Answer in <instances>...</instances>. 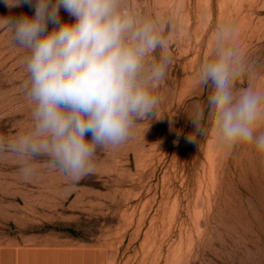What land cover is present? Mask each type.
<instances>
[{
  "label": "rangeland",
  "instance_id": "1",
  "mask_svg": "<svg viewBox=\"0 0 264 264\" xmlns=\"http://www.w3.org/2000/svg\"><path fill=\"white\" fill-rule=\"evenodd\" d=\"M128 2L166 25L170 63L155 90L156 118L138 122L119 148L98 151L94 171L75 185L46 157L28 161L36 172L25 179L21 161L0 152V244L63 251L68 264H264V154L252 144L225 150L211 132L185 139L197 104L207 117L212 89L198 74L217 23L233 25L247 66L236 89L264 90V0ZM33 14L0 0V18ZM27 55L0 25V138L30 123Z\"/></svg>",
  "mask_w": 264,
  "mask_h": 264
},
{
  "label": "clouds",
  "instance_id": "2",
  "mask_svg": "<svg viewBox=\"0 0 264 264\" xmlns=\"http://www.w3.org/2000/svg\"><path fill=\"white\" fill-rule=\"evenodd\" d=\"M10 11L29 6L32 16L0 18L12 43L26 50L23 89L32 103L30 123L0 152L17 157L20 173L31 178L28 161L47 158L70 185L94 171L100 150L126 143L138 122L155 119L161 98L155 90L170 63L166 25L133 10L128 0H3ZM63 9L74 22L61 19ZM229 22L216 24L209 54L198 80L211 87L207 117L199 104L188 116L193 131L185 139L211 132L218 145L231 150L252 144L264 154V90H237L247 73L242 53L232 41ZM159 51V57L154 54ZM207 119L208 125L204 121ZM170 131L174 121L168 118ZM90 137V138H89ZM178 142V141H176Z\"/></svg>",
  "mask_w": 264,
  "mask_h": 264
},
{
  "label": "crops",
  "instance_id": "3",
  "mask_svg": "<svg viewBox=\"0 0 264 264\" xmlns=\"http://www.w3.org/2000/svg\"><path fill=\"white\" fill-rule=\"evenodd\" d=\"M62 254L63 251L54 252L18 243L0 244V264H68V259L64 261Z\"/></svg>",
  "mask_w": 264,
  "mask_h": 264
},
{
  "label": "trees",
  "instance_id": "4",
  "mask_svg": "<svg viewBox=\"0 0 264 264\" xmlns=\"http://www.w3.org/2000/svg\"><path fill=\"white\" fill-rule=\"evenodd\" d=\"M68 231H70V230H68Z\"/></svg>",
  "mask_w": 264,
  "mask_h": 264
}]
</instances>
